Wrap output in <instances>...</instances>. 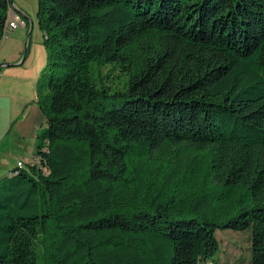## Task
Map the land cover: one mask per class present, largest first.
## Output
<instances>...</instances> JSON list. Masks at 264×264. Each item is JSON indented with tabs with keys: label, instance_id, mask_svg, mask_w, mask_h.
Listing matches in <instances>:
<instances>
[{
	"label": "trees",
	"instance_id": "obj_1",
	"mask_svg": "<svg viewBox=\"0 0 264 264\" xmlns=\"http://www.w3.org/2000/svg\"><path fill=\"white\" fill-rule=\"evenodd\" d=\"M37 19L46 126L0 178V264H199L218 228H251L264 264V0H38Z\"/></svg>",
	"mask_w": 264,
	"mask_h": 264
},
{
	"label": "rangeland",
	"instance_id": "obj_2",
	"mask_svg": "<svg viewBox=\"0 0 264 264\" xmlns=\"http://www.w3.org/2000/svg\"><path fill=\"white\" fill-rule=\"evenodd\" d=\"M23 1L29 11L26 16L28 27L19 23L18 28L8 29L0 43V64H13L0 69V178L9 175L19 159L25 164L33 160L37 134L46 126L38 88L42 84L48 52L37 19L38 0ZM26 47L25 61L20 64ZM5 55L12 59L4 58ZM42 91L48 92L44 86ZM204 158L206 160L195 164L188 188L193 185L196 189L194 184H200L207 175L208 159ZM216 237L220 242L219 250L211 260H202L199 264H251V228H218Z\"/></svg>",
	"mask_w": 264,
	"mask_h": 264
},
{
	"label": "crops",
	"instance_id": "obj_3",
	"mask_svg": "<svg viewBox=\"0 0 264 264\" xmlns=\"http://www.w3.org/2000/svg\"><path fill=\"white\" fill-rule=\"evenodd\" d=\"M11 5L13 6L12 9H14V11L11 8L9 9V13H8L9 20L13 19V17L15 16L14 12H16L20 16L21 24L26 25L28 27V21H27L26 16H27V14H29V11L27 8L24 7V6H26L24 4V1L23 0H14L11 3ZM16 28H18V27H16ZM16 28H14V29H16ZM4 58H9V56L5 55ZM9 59H12V58H9ZM19 161H21V160L19 159Z\"/></svg>",
	"mask_w": 264,
	"mask_h": 264
},
{
	"label": "built area",
	"instance_id": "obj_4",
	"mask_svg": "<svg viewBox=\"0 0 264 264\" xmlns=\"http://www.w3.org/2000/svg\"><path fill=\"white\" fill-rule=\"evenodd\" d=\"M10 8L12 9L13 6L10 4ZM14 11V9H12ZM15 13V16L13 17V19L7 21V24H6V27H5V33L8 31V29H14L16 27H18V24L21 23V19H20V16L19 14H17L16 12ZM35 159V157L33 158ZM22 162L23 161H18L19 165H22Z\"/></svg>",
	"mask_w": 264,
	"mask_h": 264
},
{
	"label": "water",
	"instance_id": "obj_5",
	"mask_svg": "<svg viewBox=\"0 0 264 264\" xmlns=\"http://www.w3.org/2000/svg\"><path fill=\"white\" fill-rule=\"evenodd\" d=\"M13 2V0H11V3ZM31 32H32V26H31V30L29 31V34H28V39H29V36H30V34H31ZM28 42V41H27ZM26 55H27V47L25 48V51H24V55H23V58H22V60L19 62L20 64L21 63H23L24 61H25V58H26ZM19 63H17V64H19ZM9 65H13L12 63H1L0 64V69L3 67V66H9Z\"/></svg>",
	"mask_w": 264,
	"mask_h": 264
}]
</instances>
